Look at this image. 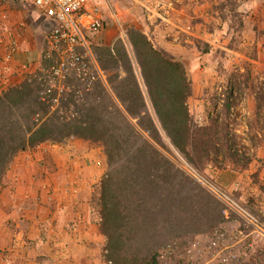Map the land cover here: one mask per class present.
<instances>
[{
    "label": "rangeland",
    "instance_id": "374dc122",
    "mask_svg": "<svg viewBox=\"0 0 264 264\" xmlns=\"http://www.w3.org/2000/svg\"><path fill=\"white\" fill-rule=\"evenodd\" d=\"M88 1L91 5L99 7L105 19L107 27L99 37L98 51L105 67L109 70L111 81L116 85L118 96L133 84L144 86L135 55L136 51L128 38H124V40L120 38L123 31L128 35L132 30H138L146 35L155 47L182 62L187 68L188 76L193 84V94L189 100V106L195 125L203 128L221 127V125L215 126L216 120L228 125L226 131L221 129L214 130V132L209 131L212 137L215 133L216 138L219 139L218 143L220 140L225 142L221 148L224 154L213 152L209 160H205L195 153L193 154L195 155L193 164L182 153L174 150L171 140L166 136L163 137V142L160 145L152 139L147 131L141 130L137 125V119H134L126 110L127 103H130L129 100L124 105L120 98L115 102V100L104 96L102 98L105 103L97 113L99 115L101 113L107 122L112 121L119 124L121 138H128L132 130L139 135V139L131 140L132 145L124 147L122 157H117L116 160L109 163L103 146L76 138H69L61 143L53 144L63 145L65 142L74 143L80 140L82 145L87 147L88 156L83 157L86 169L82 173L85 180L94 181L92 186L94 195L101 189L102 180L107 175L125 179L129 185L144 184L149 172L148 162L156 164L163 160L152 151L146 155L141 154L140 157L143 156V158L140 160L142 161L136 159L135 154L144 147L164 146V151L168 153L167 173L172 177L176 176L173 180L170 178L168 182L170 194H176L179 197L173 199L174 206H177V210L174 212L176 221L180 220L178 218L179 208L185 207L184 210L188 212V209L193 210L195 207L193 202L189 203L188 207L183 205L186 201H182L179 191L175 190L178 184L179 186L182 184V182L177 184L175 181H179V177L190 179L193 184L197 176L204 184L214 188L218 204L222 208L220 211L221 223L212 229L207 242L192 240L187 243L184 239L171 240L173 238L171 237L172 231L170 232L168 228L161 229L156 243L164 245L162 264H210L212 257L207 250L215 230L220 229L232 234L238 227L236 219L229 221L224 219L225 201L230 200L241 208L252 211L264 221L261 201L264 197V182L261 183L257 173L251 175V180L247 182L244 180L240 186L235 185L228 190L225 188L223 190L215 189L214 184L218 183L216 180L218 175L214 172L229 170L239 178L244 170L249 168V164L254 159H258V150L264 152V98H262L264 95V38L262 37L264 29L259 33L258 41L253 33L258 34L259 26L264 20V0ZM114 19L119 22L118 26V22ZM38 25L37 39L44 40L48 27L41 16ZM26 27L28 28V26ZM116 44L124 51L127 59H117L116 69H113L115 63L113 59L106 57V49L114 48ZM116 74L119 75L118 78H116ZM144 91L147 93L145 86ZM227 102L232 104L229 112L226 111ZM30 107L31 105L26 104L23 110L17 113L18 118L24 122L25 126L28 123L25 116ZM156 127L159 132L162 131L159 124H156ZM198 157L199 163L196 165ZM260 161H264V154ZM176 168L180 169L181 175L172 174ZM159 170L154 169L157 172ZM209 171L212 172V176ZM164 172L166 173V169ZM144 188L141 187V189ZM124 189L126 186L124 187L123 184L113 186L112 191L118 200H122L123 194L126 193ZM171 211H173L172 208ZM191 215L192 212L187 215L189 218L186 220L191 221ZM192 220L194 222L190 223L194 226L190 227L187 233L195 231L194 227L196 229V216H193ZM181 227L178 230L180 232L183 231L185 225ZM25 242L28 244L29 240H25ZM138 242L141 246L154 243L146 233H141L138 236ZM194 243H199L200 249L199 251L196 249V253L193 254L194 258L191 260V257H188V252ZM169 244L175 247V253L171 255L165 254V248ZM261 248H264L262 243H257L254 250L246 253V257L243 256V252L236 251L235 253L241 256L242 261L233 264H264V252ZM155 255L157 253L150 255L148 260H152Z\"/></svg>",
    "mask_w": 264,
    "mask_h": 264
},
{
    "label": "crops",
    "instance_id": "0c3cea01",
    "mask_svg": "<svg viewBox=\"0 0 264 264\" xmlns=\"http://www.w3.org/2000/svg\"><path fill=\"white\" fill-rule=\"evenodd\" d=\"M1 12L7 13L8 19L0 28V36L5 37L7 42H15L18 45L12 66L19 68L21 65H27L29 72L36 70L40 65L45 39H37L40 14L35 10L32 0H0ZM42 18L47 24L44 17ZM263 29L264 20L259 26L258 34L253 32L257 41ZM2 52L0 49L1 56ZM135 55L137 57L136 52ZM24 79L25 75L21 73L12 76L11 85L0 83V94L22 85ZM133 86L141 91L138 94L142 105L139 116L150 118L155 126L160 125L148 93L144 91L145 82L144 86ZM24 107L25 104L14 117L21 126H24V122L18 118L17 113ZM163 132L165 133L163 129L159 132L160 145L163 137L169 139ZM79 141L65 142L63 145L44 143L19 153L13 160L0 186V264H109L110 261L104 255V250L107 254V240L101 230L99 209H95L93 205L94 181L85 180L82 173L86 169L83 157L88 156V151ZM163 147L158 146L155 149L150 146L140 149L144 155L149 151L154 152L163 162H148L149 172L145 183L135 186L128 183L124 189L126 193L123 194L122 200H119L123 204L122 215H126V230L116 229L114 232L120 233L118 236L121 238L119 243L123 244V255L127 251L129 260L136 259L138 264H147L148 257L152 254L160 253L161 258L163 257L164 245L156 243L158 233L163 228L172 231L171 240L184 239L187 243L192 240L207 242L212 229L221 223L222 207L218 204L214 188L204 184L197 176L193 184L187 178L179 177V181L175 180L177 184L182 182L175 190L179 191L182 201H186L183 205L188 207L189 203L193 202L195 206L193 210L188 209V212L184 210L185 207L179 208L180 220L176 221L174 212L177 206H174L173 199L179 197L170 194L168 190L170 178L173 180L176 176L172 177L167 173L168 153ZM263 154V151L258 150V159H254L248 170H244L239 178L229 170L214 172L218 175L217 185L214 183L215 189L228 190L235 185L240 186L244 180H251L254 173H257L263 183L264 161H260ZM156 168L160 170L154 171ZM209 173L212 176V172ZM172 174L182 173L176 168ZM122 180L123 183L126 181L114 178L115 185L121 186ZM123 185L125 187V184ZM261 201L264 212V197ZM191 212V221L186 220ZM193 216H196V229L194 227L195 231L187 233V230L194 226L190 223L194 222ZM183 225V231H178ZM141 233L148 234L154 243L148 246L138 244V236ZM25 240H29L28 244Z\"/></svg>",
    "mask_w": 264,
    "mask_h": 264
},
{
    "label": "trees",
    "instance_id": "16d2710c",
    "mask_svg": "<svg viewBox=\"0 0 264 264\" xmlns=\"http://www.w3.org/2000/svg\"><path fill=\"white\" fill-rule=\"evenodd\" d=\"M127 37L137 53L138 64L152 107L173 146L193 164L195 162L193 154L195 153L205 160H209L213 152L224 154L221 148L225 142L220 140L218 143L219 139L216 138L215 133L212 137L209 131L214 132V130L220 129L226 131L228 125L217 120L215 126L221 125L219 128L213 126L203 128L195 125L189 106V100L193 94V84L185 65L155 47L153 42L138 30H132ZM114 50L116 57L110 49H106V57L113 59L115 67L117 59L125 60L127 57L117 44L114 46ZM118 77L119 75L116 74V78ZM35 92L34 86L24 82L22 85L10 88L0 94V186L10 165L19 153L34 149L44 143H61L71 137L89 141L103 146L108 162L111 163L117 157H122L124 147L133 144L131 140L139 139L138 133L134 130L131 131L128 138H121L119 124L112 121L107 122L95 109L90 110L83 121L61 123L52 120L38 127L33 121L39 111ZM138 94L140 91L137 87L129 86L123 94H119V98L124 105L127 100L130 101L126 105L127 112L137 118V125L141 130L147 131L152 139L160 144L159 132L153 120L139 116L142 105H140L141 99ZM24 104H29L31 107L25 116L28 121L27 125L21 126L14 117ZM231 108L232 104L227 102L226 111L229 112ZM106 123L107 125H105ZM140 155L141 151H138L135 158L140 160ZM198 160L199 157L196 159V165L199 163ZM123 184L126 186L128 182L124 181ZM114 185V176L107 175L102 180L100 193L97 187L98 193L93 197L94 208L99 209L101 230L107 240L105 257L114 264H138L136 259L129 260L127 251L123 255V244L119 243L121 238L118 236L120 233L114 232L116 229L126 230V215H122L123 204L112 191ZM261 250L264 252V248ZM231 251L250 252L243 247H237ZM162 260L164 259H161V254L158 253L147 264H162Z\"/></svg>",
    "mask_w": 264,
    "mask_h": 264
},
{
    "label": "built area",
    "instance_id": "2783aa9c",
    "mask_svg": "<svg viewBox=\"0 0 264 264\" xmlns=\"http://www.w3.org/2000/svg\"><path fill=\"white\" fill-rule=\"evenodd\" d=\"M32 2L35 10L49 24L39 68L32 72H29L27 65L14 68L12 64L18 45L0 36V49L3 51L0 55V83L11 85L12 76L24 73L25 82L35 87L39 111L33 121L38 127L52 120L61 123L83 121L90 110L101 109L105 103L102 96L117 102L116 85L111 81L109 70L98 51L99 37L107 27L99 7L91 5L88 0ZM7 19L8 14L1 12L0 28ZM120 38L126 39L127 33L123 31ZM110 51L116 57L114 48H110ZM225 204L224 219H236L239 224L232 234L215 230L207 250L212 257L210 264L240 262L241 256L232 249L243 247L253 250L257 243L264 246V221L230 200ZM196 249L199 251V243L192 244L188 252L191 260ZM174 251L172 244L165 248V254L171 255ZM243 256L246 257L245 252Z\"/></svg>",
    "mask_w": 264,
    "mask_h": 264
},
{
    "label": "bare ground",
    "instance_id": "6f19581e",
    "mask_svg": "<svg viewBox=\"0 0 264 264\" xmlns=\"http://www.w3.org/2000/svg\"><path fill=\"white\" fill-rule=\"evenodd\" d=\"M117 26H118V24H117ZM119 31V30H118ZM118 33V32H117Z\"/></svg>",
    "mask_w": 264,
    "mask_h": 264
}]
</instances>
